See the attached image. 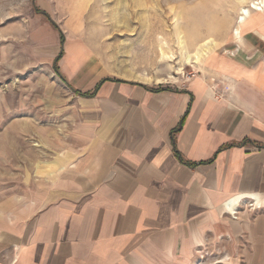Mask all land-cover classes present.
Listing matches in <instances>:
<instances>
[{
  "label": "crops",
  "instance_id": "crops-1",
  "mask_svg": "<svg viewBox=\"0 0 264 264\" xmlns=\"http://www.w3.org/2000/svg\"><path fill=\"white\" fill-rule=\"evenodd\" d=\"M241 34V57L211 52L183 86L114 81L84 42L64 45L63 81L54 45L72 101L2 131L51 152L4 167L0 264H264V20ZM241 198L263 206L230 216Z\"/></svg>",
  "mask_w": 264,
  "mask_h": 264
},
{
  "label": "rangeland",
  "instance_id": "rangeland-1",
  "mask_svg": "<svg viewBox=\"0 0 264 264\" xmlns=\"http://www.w3.org/2000/svg\"><path fill=\"white\" fill-rule=\"evenodd\" d=\"M245 4L246 0H0V179L5 165L17 163L14 159L19 154L35 159L40 148L51 152L35 133L6 136L2 131L7 124L24 117L34 120V125L41 120L52 124L49 104L63 106L72 101L51 70L54 45L63 50L64 45L89 44L108 65L112 77L137 79L134 75L145 71L154 79L161 78L148 82L183 86L186 74L198 73L203 61L183 64L178 33L190 52L209 38L216 47L208 55L214 51L232 54L225 48L232 40L236 53L233 29L239 8ZM50 20L61 30L63 43ZM162 39L174 53L171 62L160 60ZM179 66L181 74L175 72ZM64 120L61 114L54 121ZM229 206L233 204H228L231 210ZM201 253L199 264H214V252Z\"/></svg>",
  "mask_w": 264,
  "mask_h": 264
},
{
  "label": "bare ground",
  "instance_id": "bare-ground-1",
  "mask_svg": "<svg viewBox=\"0 0 264 264\" xmlns=\"http://www.w3.org/2000/svg\"><path fill=\"white\" fill-rule=\"evenodd\" d=\"M245 2V1H244ZM238 14L239 19L236 23L235 28L233 29V35L236 38V53L232 52V55L241 57L244 51L246 44L245 36L242 35V31L246 23L253 21L252 18L254 14H261V17L264 20V0H246L245 5H241L239 8ZM254 25V24H253ZM247 29V28H246ZM194 35V34H193ZM192 35V36H193ZM184 36H180V33L177 35V43L180 49V58L182 59L183 64L193 65L194 63L201 62L208 55V53L216 47V42L213 39H204L197 47H194V50L190 52L185 44ZM195 37V36H194ZM193 37V39H195ZM159 54L161 61L171 62L174 59V53L172 50L168 49V44L163 39L159 42ZM171 66V65H170ZM182 67L175 68L177 74L182 73ZM173 74H170L169 77L173 78ZM136 78H141L146 81H156L159 82L160 79H154L145 71L134 75ZM168 78V77H167ZM170 78V79H171ZM233 210L232 206H229Z\"/></svg>",
  "mask_w": 264,
  "mask_h": 264
},
{
  "label": "built area",
  "instance_id": "built-area-1",
  "mask_svg": "<svg viewBox=\"0 0 264 264\" xmlns=\"http://www.w3.org/2000/svg\"><path fill=\"white\" fill-rule=\"evenodd\" d=\"M196 73H187L186 74V77H185V81H188L190 80L191 78H193L195 76ZM241 201V204L244 205V207L248 208L249 210H255V209H258V208H261L263 206L262 203H257V201L255 200H248L247 198H241L237 203L236 205H234V208L233 210H229L230 212V216H234L235 215V208L238 206V203ZM200 261L198 262H195V264H199ZM214 264H219V263H214Z\"/></svg>",
  "mask_w": 264,
  "mask_h": 264
},
{
  "label": "trees",
  "instance_id": "trees-1",
  "mask_svg": "<svg viewBox=\"0 0 264 264\" xmlns=\"http://www.w3.org/2000/svg\"><path fill=\"white\" fill-rule=\"evenodd\" d=\"M41 13H43V14H45V12H41ZM46 15V14H45ZM51 21V24L53 25V27L55 28V29H57L58 30V32H59V39H60V43H63V41H64V36H63V34H62V32H61V30L59 29V27L57 26V24L55 23V22H53L52 20H50ZM61 55H62V50L57 54V56L54 58V65H53V69H54V71H55V73L63 80V81H65V79H64V77L61 75V73L59 72V69H58V67H57V65H56V63H57V61L60 59V57H61ZM114 81H123V80H121L120 78H117V77H114V78H112ZM83 95H87V93H83ZM191 164V163H190Z\"/></svg>",
  "mask_w": 264,
  "mask_h": 264
}]
</instances>
